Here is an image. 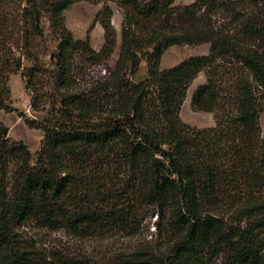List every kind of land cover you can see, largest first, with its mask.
<instances>
[{"label":"trees","instance_id":"1","mask_svg":"<svg viewBox=\"0 0 264 264\" xmlns=\"http://www.w3.org/2000/svg\"><path fill=\"white\" fill-rule=\"evenodd\" d=\"M85 1L103 4L88 32L103 28L99 52L66 26L65 12ZM175 2L0 0V112L14 111L9 82L21 74L40 117H19L43 134L34 160L0 119V264H98L36 253L18 232L30 221L80 238L134 239L149 215L157 250L105 264H264V0ZM110 3L124 10L120 55L95 80L87 65L117 47ZM204 44L207 55L160 69L168 49ZM201 73L192 106L214 114L209 129L181 119Z\"/></svg>","mask_w":264,"mask_h":264},{"label":"rangeland","instance_id":"2","mask_svg":"<svg viewBox=\"0 0 264 264\" xmlns=\"http://www.w3.org/2000/svg\"><path fill=\"white\" fill-rule=\"evenodd\" d=\"M196 0H176L175 7L191 5ZM113 10L112 23L117 32V47L109 61H104L95 65H87V74L92 79L104 77L107 70L113 69L118 62L121 47V31L124 17V10L115 3H110ZM103 4H93L81 2L72 6L65 12L66 26L72 32L76 40H90L91 46L97 51H101L104 43V30L100 24H95L93 30L89 32L98 13L102 10ZM47 33V46L51 53L56 52L57 43L52 39L49 24H45ZM209 53V45L200 46H175L166 51L161 59L160 69L168 70L178 66L183 61ZM44 61L50 64V58L45 57ZM147 75L146 64H142L139 78ZM206 83V76L201 73L191 84L187 98L182 106L181 119L187 125L198 129H209L215 126V116L212 113L200 112L192 106V95L202 84ZM11 113L0 112V119L9 129V137L16 142L25 143L30 149L34 160L36 154L41 149L43 134L41 131L30 129L20 118V114H25L31 119H36L40 115L31 109V97L25 89V83L21 74L13 75L10 79ZM264 106V105H263ZM260 127L262 138H264V109L260 115ZM157 217L149 215L142 222V231L134 239H127L124 236L104 237V238H80L65 229H50L39 226L36 222L30 221L18 227L20 237L26 245L42 256H73L90 258L98 264H105L109 260L131 256L138 250H157L162 244L159 231L157 230ZM213 264H224V258L219 257Z\"/></svg>","mask_w":264,"mask_h":264}]
</instances>
